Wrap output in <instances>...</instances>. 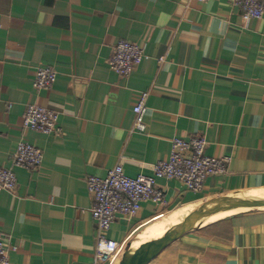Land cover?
Instances as JSON below:
<instances>
[{"label": "crops", "instance_id": "0c3cea01", "mask_svg": "<svg viewBox=\"0 0 264 264\" xmlns=\"http://www.w3.org/2000/svg\"><path fill=\"white\" fill-rule=\"evenodd\" d=\"M242 15L233 0H0V165L13 166L21 139L44 153L36 169L15 167V190L0 189L10 264H94L86 177L117 163L152 174L173 136L204 135L207 154L228 157L226 168L197 191L159 178L165 203L117 214L105 232L124 253L143 230L169 228L205 200L264 191V13ZM120 40L147 46L128 76L109 66ZM40 64L57 71L50 88L33 85ZM142 90L145 129L136 130ZM33 102L57 111L58 131L24 127ZM147 264H264V208L201 223Z\"/></svg>", "mask_w": 264, "mask_h": 264}, {"label": "built area", "instance_id": "2783aa9c", "mask_svg": "<svg viewBox=\"0 0 264 264\" xmlns=\"http://www.w3.org/2000/svg\"><path fill=\"white\" fill-rule=\"evenodd\" d=\"M233 1L242 8V17L245 20L252 17L260 18L264 13V0ZM147 56L145 43L120 40L114 46L109 66L112 70L128 76ZM159 59L163 60L164 57L160 56ZM56 77L55 68L48 64H40L35 69L33 85L37 89L50 88ZM148 95V91L142 90L133 106L136 130L145 129L144 116L147 111ZM23 125L45 133L56 132L59 130L58 113L43 104L29 103L24 112ZM207 143V138L202 134H194L188 139L173 136L169 157L156 161L152 174L139 173L132 176L126 173L122 164L117 163L108 169L105 176L90 174L86 177L88 189L94 197L91 213L98 228L94 264H112V261L118 258V254L123 252L124 244L108 238L105 234L117 214L133 216L140 210L142 203L148 200L156 204L165 203L164 189L158 184L159 178L178 179L187 189L197 191L207 176L225 170L228 157L220 158L207 154ZM43 156L41 148L28 140H19L13 151V166L0 165V189L15 190V167L36 169L42 163ZM7 251L5 239L0 234V264H10Z\"/></svg>", "mask_w": 264, "mask_h": 264}, {"label": "water", "instance_id": "95a60500", "mask_svg": "<svg viewBox=\"0 0 264 264\" xmlns=\"http://www.w3.org/2000/svg\"><path fill=\"white\" fill-rule=\"evenodd\" d=\"M261 206H264V197H254L247 194V192L220 195L205 200L163 236L144 242L131 256L127 257L123 253L118 264H147L169 243L186 231L203 223L208 216L215 212L239 207L254 208Z\"/></svg>", "mask_w": 264, "mask_h": 264}, {"label": "bare ground", "instance_id": "6f19581e", "mask_svg": "<svg viewBox=\"0 0 264 264\" xmlns=\"http://www.w3.org/2000/svg\"><path fill=\"white\" fill-rule=\"evenodd\" d=\"M247 194H249V195H251V196H254V197H264V191H247ZM262 208H264V206H261ZM233 209H235V210H230V211H227V210H221V211H218V212H215V213H213L212 215H210V216H208L204 221H203V223H205V222H208V221H210V220H213V219H215V218H217L218 216H220V215H227V214H230L231 212H238V211H241V210H245V209H247V207H239V208H233ZM224 211H227V212H224ZM190 212V211H189ZM188 212V213H189ZM220 212H223L222 214H217V213H220ZM187 213V214H188ZM186 214V215H187ZM182 221V220H181ZM181 221H178V222H174L173 224H172V226L171 227H169V228H166V229H159V228H157V227H150V228H148L147 230L145 229V230H143L142 232H140L141 234H139L140 235V237H139V239H140V242H138L137 244H135V245H133L131 248H130V250L128 251V253H124L125 254V256H131V255H133L134 253H135V251L144 243V242H146V241H148V240H152V239H154V238H158V237H161V236H163L164 234H166L167 232H169V230H171L176 224H178L179 222H181ZM131 245V242L129 243V245L127 246V247H129ZM116 260H117V258H115L113 261H112V264H114V262L116 263Z\"/></svg>", "mask_w": 264, "mask_h": 264}, {"label": "rangeland", "instance_id": "374dc122", "mask_svg": "<svg viewBox=\"0 0 264 264\" xmlns=\"http://www.w3.org/2000/svg\"><path fill=\"white\" fill-rule=\"evenodd\" d=\"M261 208H262V207H261ZM230 210L232 211V210H235V209H230ZM230 210H227V211H230ZM227 211H224V212H227ZM221 213H222V212L217 213V214H221ZM231 213H233V212H231ZM125 249H126V247H125ZM123 251H124V249H123ZM123 253H124V252H121L120 254H118V259H119V260L122 258ZM114 264H116V263L114 262Z\"/></svg>", "mask_w": 264, "mask_h": 264}]
</instances>
